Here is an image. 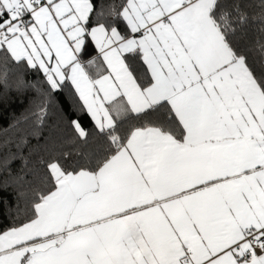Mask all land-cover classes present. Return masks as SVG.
<instances>
[{
    "label": "snow or ice",
    "instance_id": "obj_1",
    "mask_svg": "<svg viewBox=\"0 0 264 264\" xmlns=\"http://www.w3.org/2000/svg\"><path fill=\"white\" fill-rule=\"evenodd\" d=\"M0 88V264H264V0H0Z\"/></svg>",
    "mask_w": 264,
    "mask_h": 264
},
{
    "label": "trees",
    "instance_id": "obj_2",
    "mask_svg": "<svg viewBox=\"0 0 264 264\" xmlns=\"http://www.w3.org/2000/svg\"><path fill=\"white\" fill-rule=\"evenodd\" d=\"M97 2H101V0H97ZM104 2L106 3H118L119 0H104ZM34 79V77H31ZM2 88H0V93H2ZM61 102L63 104V107L65 109L66 112L69 111V103L67 100H65L63 97L61 98ZM25 103H26V97H25ZM24 107V105H22L20 103L19 98L15 95V93L12 94V98H11V103L10 106L5 110L4 109V105L2 103V101H0V157L3 156L5 148H4V141L11 135L10 132H5L4 129L8 128V113L9 112H15L17 115L20 114V111L22 110V108ZM82 119L85 121V123L88 120V117L86 116V114L82 117ZM32 143H35V140H32ZM13 151H15V148L13 147L12 149ZM25 152L27 151V149L24 150ZM19 162L18 161H14L12 164V167L15 169L16 167H18ZM0 197H7L9 200V203H12V191L11 189H9L8 191H4L2 189H0ZM3 211V205L2 203H0V213H2Z\"/></svg>",
    "mask_w": 264,
    "mask_h": 264
}]
</instances>
